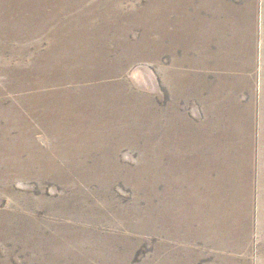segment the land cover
<instances>
[{"label": "rangeland", "instance_id": "1", "mask_svg": "<svg viewBox=\"0 0 264 264\" xmlns=\"http://www.w3.org/2000/svg\"><path fill=\"white\" fill-rule=\"evenodd\" d=\"M0 264H264V0H0Z\"/></svg>", "mask_w": 264, "mask_h": 264}]
</instances>
